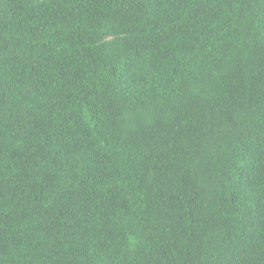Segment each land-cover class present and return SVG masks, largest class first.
I'll return each mask as SVG.
<instances>
[{
  "label": "trees",
  "instance_id": "1",
  "mask_svg": "<svg viewBox=\"0 0 264 264\" xmlns=\"http://www.w3.org/2000/svg\"><path fill=\"white\" fill-rule=\"evenodd\" d=\"M0 264H264V0H0Z\"/></svg>",
  "mask_w": 264,
  "mask_h": 264
}]
</instances>
